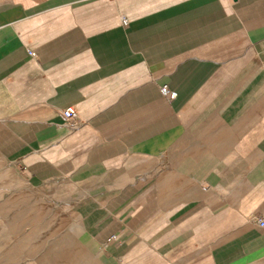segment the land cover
Returning a JSON list of instances; mask_svg holds the SVG:
<instances>
[{
    "label": "crops",
    "instance_id": "1",
    "mask_svg": "<svg viewBox=\"0 0 264 264\" xmlns=\"http://www.w3.org/2000/svg\"><path fill=\"white\" fill-rule=\"evenodd\" d=\"M259 219L264 0H0V264H264Z\"/></svg>",
    "mask_w": 264,
    "mask_h": 264
},
{
    "label": "rangeland",
    "instance_id": "2",
    "mask_svg": "<svg viewBox=\"0 0 264 264\" xmlns=\"http://www.w3.org/2000/svg\"><path fill=\"white\" fill-rule=\"evenodd\" d=\"M64 253L59 257L58 261H49L46 257L43 264H100L98 254L86 252L81 247H73L71 245L64 247ZM48 260V261H47Z\"/></svg>",
    "mask_w": 264,
    "mask_h": 264
},
{
    "label": "built area",
    "instance_id": "3",
    "mask_svg": "<svg viewBox=\"0 0 264 264\" xmlns=\"http://www.w3.org/2000/svg\"><path fill=\"white\" fill-rule=\"evenodd\" d=\"M123 26H125V27L127 26L126 22H124ZM159 92H160V94L163 97H165L169 101H171L175 97V93L170 92L166 86L161 87L159 89ZM61 113H62L65 121L68 124L72 123L76 119V117H77L76 113L74 112V110H72V108H66V109L62 110ZM257 224L260 227H264V220L263 219L257 220Z\"/></svg>",
    "mask_w": 264,
    "mask_h": 264
}]
</instances>
